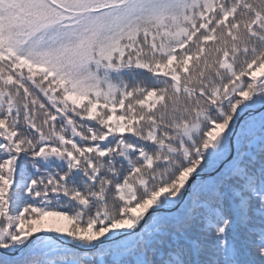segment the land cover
<instances>
[{
  "label": "snow or ice",
  "instance_id": "obj_1",
  "mask_svg": "<svg viewBox=\"0 0 264 264\" xmlns=\"http://www.w3.org/2000/svg\"><path fill=\"white\" fill-rule=\"evenodd\" d=\"M0 264H264V0H0Z\"/></svg>",
  "mask_w": 264,
  "mask_h": 264
}]
</instances>
